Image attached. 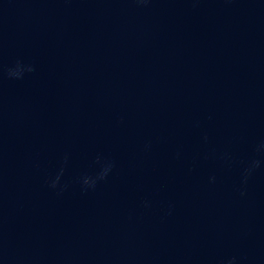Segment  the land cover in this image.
<instances>
[{"label": "water", "instance_id": "95a60500", "mask_svg": "<svg viewBox=\"0 0 264 264\" xmlns=\"http://www.w3.org/2000/svg\"><path fill=\"white\" fill-rule=\"evenodd\" d=\"M264 0H0V264H260Z\"/></svg>", "mask_w": 264, "mask_h": 264}]
</instances>
